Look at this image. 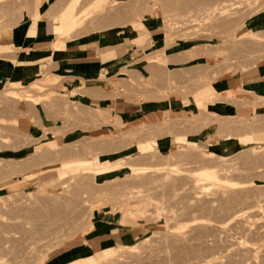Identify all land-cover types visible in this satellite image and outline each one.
<instances>
[{"label": "rangeland", "instance_id": "1", "mask_svg": "<svg viewBox=\"0 0 264 264\" xmlns=\"http://www.w3.org/2000/svg\"><path fill=\"white\" fill-rule=\"evenodd\" d=\"M25 25L137 46L70 89L51 72L0 82V264H45L102 211L122 222L129 208L142 235L71 264H243L227 235L264 239V94L212 85L264 60V0H0V29ZM113 92L158 108L113 116Z\"/></svg>", "mask_w": 264, "mask_h": 264}, {"label": "crops", "instance_id": "2", "mask_svg": "<svg viewBox=\"0 0 264 264\" xmlns=\"http://www.w3.org/2000/svg\"><path fill=\"white\" fill-rule=\"evenodd\" d=\"M30 29L31 25L0 29V82H20L26 73L51 72L64 78L60 85L58 83L61 89H70L73 87L74 81L90 82L92 79H96L103 70L113 69L137 46L135 37L114 40L118 36V32L104 34L97 39V43L90 41L92 46L85 48L86 42L61 40L53 36L54 33L48 27L38 25V33L35 35L29 33ZM253 34H257V32L249 33V35ZM112 76L114 77L115 74ZM212 86L222 98L230 100L246 99L248 95L256 92H258L256 94H264V60L237 75L220 78ZM115 92L110 94V98H107L104 103L106 110L113 116H126L127 119L134 120L136 115L158 108V105L152 100L137 102L116 98L113 96ZM239 95H243V97L240 98ZM172 101L178 103L180 108L188 106L187 100L173 99ZM96 102L99 103L100 100L96 99ZM161 148L171 150L173 140H170L169 145L165 141ZM105 161H110V158ZM61 170L64 169L61 168ZM102 175L105 177L106 174ZM129 210L135 209L129 208L127 213ZM127 213L122 220L124 223H122L109 221V218L114 214L111 210L102 211L92 219L88 227L90 233H93L91 236L85 237V240L80 244L49 258L45 264H71L97 253H102L107 257L111 256L118 245L125 241H135L148 229L145 226L136 228L134 225L126 223Z\"/></svg>", "mask_w": 264, "mask_h": 264}, {"label": "bare ground", "instance_id": "3", "mask_svg": "<svg viewBox=\"0 0 264 264\" xmlns=\"http://www.w3.org/2000/svg\"><path fill=\"white\" fill-rule=\"evenodd\" d=\"M86 14V13H85ZM234 146V145H233ZM232 146V147H233ZM142 215V214H141ZM237 215V214H236ZM230 218V217H229ZM228 218V219H229ZM232 218V217H231ZM264 226V225H263ZM263 226L261 225V228H263ZM250 228V227H248ZM223 232V231H222ZM256 233L258 232L257 229L255 231ZM225 236V235H224ZM227 236L231 237V239L233 240H230L231 243H228V247L227 249L230 250L231 248H233V246H235L237 243L239 245V248L238 249V252H247L249 254V256L246 258V261L243 263V264H258L259 262H261V264H264V239L260 242V243H252L250 241H248V243H245L244 241H242L240 238H238L237 236H234L232 234H228ZM226 236V237H227ZM221 237V236H220ZM224 237V238H226ZM227 240V239H226ZM237 241V242H234V241ZM228 241V240H227ZM226 244V242H225ZM237 245V246H238ZM236 249V248H235ZM208 260L207 262H209V259H206ZM205 260V261H206ZM204 261V262H205ZM211 262H209L210 264H216L217 261L215 260H210ZM202 263V262H201ZM207 264V263H206Z\"/></svg>", "mask_w": 264, "mask_h": 264}]
</instances>
